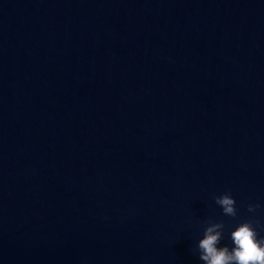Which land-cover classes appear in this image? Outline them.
<instances>
[{
	"label": "water",
	"instance_id": "95a60500",
	"mask_svg": "<svg viewBox=\"0 0 264 264\" xmlns=\"http://www.w3.org/2000/svg\"><path fill=\"white\" fill-rule=\"evenodd\" d=\"M252 218L264 0H0V264H203Z\"/></svg>",
	"mask_w": 264,
	"mask_h": 264
},
{
	"label": "clouds",
	"instance_id": "9594fccd",
	"mask_svg": "<svg viewBox=\"0 0 264 264\" xmlns=\"http://www.w3.org/2000/svg\"><path fill=\"white\" fill-rule=\"evenodd\" d=\"M215 203L223 210V215L236 218L238 209L231 190L214 197ZM262 205L249 204L248 211L255 213ZM260 221L252 218L242 221L230 232L233 247H220L224 239L226 224L224 221H208L199 240L196 251L203 264H264V236L260 235Z\"/></svg>",
	"mask_w": 264,
	"mask_h": 264
}]
</instances>
